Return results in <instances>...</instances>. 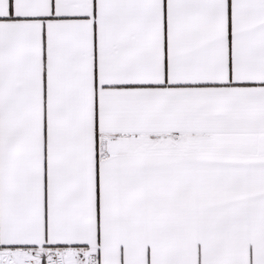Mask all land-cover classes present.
Returning a JSON list of instances; mask_svg holds the SVG:
<instances>
[{"label":"snow or ice","instance_id":"obj_1","mask_svg":"<svg viewBox=\"0 0 264 264\" xmlns=\"http://www.w3.org/2000/svg\"><path fill=\"white\" fill-rule=\"evenodd\" d=\"M0 264H264V0H0Z\"/></svg>","mask_w":264,"mask_h":264}]
</instances>
